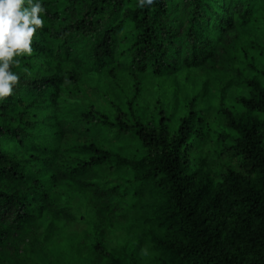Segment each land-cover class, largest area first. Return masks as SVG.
<instances>
[{
	"label": "trees",
	"instance_id": "obj_1",
	"mask_svg": "<svg viewBox=\"0 0 264 264\" xmlns=\"http://www.w3.org/2000/svg\"><path fill=\"white\" fill-rule=\"evenodd\" d=\"M41 3L43 25L33 35L32 52L11 68L18 83L0 100V264H41L55 245L67 249L74 264L91 256L107 264H264V121L251 113L264 111V81L247 82V94L239 97L247 112L228 114L230 131H213L239 161L222 177L193 150L195 139L206 135L204 112L191 107L173 123L164 111L146 115L136 102L143 91L141 71L167 90L161 100L168 102V76L178 60L217 62L240 50L246 39L235 25L259 31L264 17L256 13L264 10V0H154L143 8L138 0ZM123 16L133 24L122 36ZM118 42L126 44L123 62L137 91L107 114L102 105L88 107L87 118L108 133L137 139L140 157L93 143L60 148L44 119L60 111L63 101L65 76L57 58L63 53L78 66L77 52L85 44L90 70L100 72L114 61ZM33 56L48 58V71L32 64ZM65 78L73 85L67 96L89 92L76 66ZM122 212L131 213L127 236L111 247L110 222ZM91 213L94 222L88 221Z\"/></svg>",
	"mask_w": 264,
	"mask_h": 264
},
{
	"label": "rangeland",
	"instance_id": "obj_2",
	"mask_svg": "<svg viewBox=\"0 0 264 264\" xmlns=\"http://www.w3.org/2000/svg\"><path fill=\"white\" fill-rule=\"evenodd\" d=\"M256 16L264 17V10L259 9ZM123 19L122 36L133 24L128 17L123 16ZM249 25L238 23L235 25L238 33L246 41L240 50H231L227 57L220 61L214 62L213 59L206 58L188 65L177 59L173 75L168 76L172 77L169 80L172 88L169 89L168 102L161 100L167 90L160 88L157 80L148 77V68L145 69L147 72L141 71L143 73V87L141 86L143 91L136 102L138 103L137 107L146 115L158 117V114L164 111L166 116H172L173 123H177L191 107L204 112L203 132L206 135L201 139L199 137L195 139L193 150H200L202 152L201 159L206 163V166H209V169L221 177L228 169H237L239 161L234 157V152L227 150L228 147L217 139V135H214L213 131H230L227 126L230 118L247 112L239 100V97L247 94V82L254 77L264 81V24L261 25L259 31ZM219 35L224 36L221 33ZM237 44L241 45V42L238 41ZM82 48L77 52L82 64L77 66L73 59L63 53L60 54L57 61L64 69L65 77L70 68L73 65L76 66L82 75V85L86 89L88 88L89 92L84 98H77L74 95L73 97L67 96L70 95L67 89H73V85L63 77L64 80H60L63 88L60 97H63V101L57 105L60 111L54 109V114L48 113L44 117L46 123L52 126L54 135L59 140L60 148L66 149L67 145L70 146L69 148H79L84 145L83 143H93L98 147L116 151L129 158L140 157L141 152L138 149L140 143L137 139L114 131L108 133L107 129L99 122L91 117L87 118L88 107L102 105V113L107 114L112 109L113 103L123 104L126 94L137 91L135 87L139 84L132 75L131 69L123 62L128 57L125 53L126 44L117 43L114 61L112 64L106 65V68H99L102 70L100 72L90 70L94 65L83 55L85 52L82 51H87L85 44ZM118 62H120L119 65ZM32 64L43 71H48L50 68L48 58L33 56ZM112 67L115 70H111ZM137 72L140 75V71ZM104 92L108 93L107 97L103 96ZM251 113L264 121V111L257 110L251 111ZM37 129L36 137L38 136V139L42 141L43 130L41 127H37ZM207 135H210L208 142L205 139ZM9 145L10 143L5 142L2 146L8 150ZM124 173L128 177H132L131 170H125ZM89 212L87 211V213ZM130 216L131 213L122 212L112 218L108 236L111 247H119L125 240L126 226L129 224ZM87 218L89 222H94L92 213L87 215ZM81 222L79 217L75 219L77 225ZM72 229L75 230V227ZM53 249L51 255L42 256L41 264H53V262L54 264H68V261L69 264H74L69 259L67 249L60 245H55ZM90 258L91 260H88L86 264H107L104 258L96 256Z\"/></svg>",
	"mask_w": 264,
	"mask_h": 264
},
{
	"label": "clouds",
	"instance_id": "obj_3",
	"mask_svg": "<svg viewBox=\"0 0 264 264\" xmlns=\"http://www.w3.org/2000/svg\"><path fill=\"white\" fill-rule=\"evenodd\" d=\"M154 0H138L139 7ZM41 0H0V100L13 94L19 76L11 68L30 55L34 33L43 25Z\"/></svg>",
	"mask_w": 264,
	"mask_h": 264
}]
</instances>
